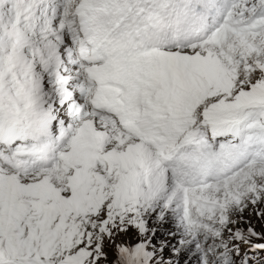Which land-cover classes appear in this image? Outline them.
<instances>
[{"label":"snow or ice","instance_id":"snow-or-ice-1","mask_svg":"<svg viewBox=\"0 0 264 264\" xmlns=\"http://www.w3.org/2000/svg\"><path fill=\"white\" fill-rule=\"evenodd\" d=\"M258 253L264 0H0V264Z\"/></svg>","mask_w":264,"mask_h":264},{"label":"rangeland","instance_id":"rangeland-1","mask_svg":"<svg viewBox=\"0 0 264 264\" xmlns=\"http://www.w3.org/2000/svg\"><path fill=\"white\" fill-rule=\"evenodd\" d=\"M253 223L256 225V228L258 231L262 230L261 223L259 221H256L255 219H253ZM260 255H264V254L258 253L256 257H253V259L259 258Z\"/></svg>","mask_w":264,"mask_h":264}]
</instances>
